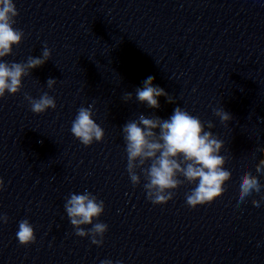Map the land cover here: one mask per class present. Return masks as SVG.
<instances>
[{
	"label": "water",
	"instance_id": "95a60500",
	"mask_svg": "<svg viewBox=\"0 0 264 264\" xmlns=\"http://www.w3.org/2000/svg\"><path fill=\"white\" fill-rule=\"evenodd\" d=\"M13 2L23 37L4 60L23 64L45 47L50 55L0 98V264H264V202L251 203L264 189L233 204L240 173L264 184L255 171L264 159V0ZM148 76L166 93L157 108L136 99ZM44 92L56 107L33 114L25 97ZM81 106L104 130L87 147L70 132ZM175 107L223 142L231 175L210 204L186 206L193 185L181 177L172 199L153 205L143 176L133 186L126 171L123 126L141 115L165 120ZM84 190L104 202L99 246L76 236L64 212L69 194ZM25 218L35 241L21 246Z\"/></svg>",
	"mask_w": 264,
	"mask_h": 264
},
{
	"label": "clouds",
	"instance_id": "9594fccd",
	"mask_svg": "<svg viewBox=\"0 0 264 264\" xmlns=\"http://www.w3.org/2000/svg\"><path fill=\"white\" fill-rule=\"evenodd\" d=\"M17 14L13 0H0V98L5 94L15 95L21 88L22 77L30 69L42 65L50 55L45 47L41 56L29 57L23 64L4 60L23 37L22 30L13 27ZM54 83L49 79L48 88L51 89ZM165 95L162 88L153 85L152 76H148L143 81V87L136 90V99L150 108H157L158 98ZM25 99L33 114H42L56 107L53 96L47 92L38 97L26 96ZM215 114L221 122L229 120V115L224 111ZM208 126L211 127L210 124ZM70 132L85 147L93 141L100 142L104 135V130L93 119L91 106L78 108L71 121ZM122 136L130 182L136 186L143 176L146 199L153 205H163L171 200L183 181L193 185L185 193V203L189 208L210 204L224 191L222 185L231 173L223 166L224 156L220 154L223 142L206 131L201 120L185 109L175 107L165 120L141 115L138 122L132 120L123 126ZM146 161L150 163L145 169ZM137 166L142 169L140 175L135 171ZM255 171L258 174L264 171V159L259 161ZM2 188L3 181H0ZM235 188L234 206L253 192L261 193L264 184L258 182L256 175L244 171L237 176ZM261 202H264V194L260 195L259 201H251L253 206H259ZM63 208L76 236H87L97 246L102 243L107 230V225L99 221L104 210L102 200L88 190L73 192L64 201ZM7 221V215L0 213V224ZM15 238L21 246L35 241L34 228L28 219L18 221ZM100 264L113 262L105 259Z\"/></svg>",
	"mask_w": 264,
	"mask_h": 264
}]
</instances>
